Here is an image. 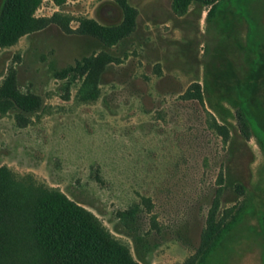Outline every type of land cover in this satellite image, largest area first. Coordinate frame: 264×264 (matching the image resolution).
Wrapping results in <instances>:
<instances>
[{"label": "rangeland", "instance_id": "374dc122", "mask_svg": "<svg viewBox=\"0 0 264 264\" xmlns=\"http://www.w3.org/2000/svg\"><path fill=\"white\" fill-rule=\"evenodd\" d=\"M125 3L0 0V233L52 191L135 264H264V0Z\"/></svg>", "mask_w": 264, "mask_h": 264}, {"label": "trees", "instance_id": "16d2710c", "mask_svg": "<svg viewBox=\"0 0 264 264\" xmlns=\"http://www.w3.org/2000/svg\"><path fill=\"white\" fill-rule=\"evenodd\" d=\"M23 20L30 22L35 10L42 0H22ZM56 6L63 5L66 0H49ZM124 8L128 7L125 0H117ZM192 1L210 5L208 16L214 14L218 0H173L172 9L182 15ZM57 15L54 16L56 18ZM116 40H112L114 43ZM195 91L186 92L187 99L202 102L199 84L193 85ZM239 125L246 137L249 136L246 122L238 113ZM212 126L221 132L225 128L215 121ZM244 130V131H243ZM219 193V189L217 194ZM217 198L210 210L207 220L208 230L213 229V212L217 206ZM29 224L15 233H0V246L9 258L7 264H135L128 250L118 244L104 230L99 221L84 208L70 202L61 194L48 191L35 204L30 213ZM3 215L0 213V225ZM206 232L201 235V246L205 245ZM197 254L191 255L181 264H195Z\"/></svg>", "mask_w": 264, "mask_h": 264}]
</instances>
